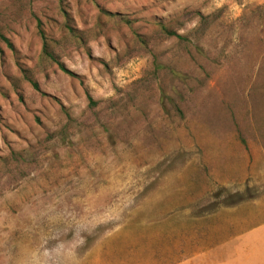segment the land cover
<instances>
[{"label": "rangeland", "instance_id": "374dc122", "mask_svg": "<svg viewBox=\"0 0 264 264\" xmlns=\"http://www.w3.org/2000/svg\"><path fill=\"white\" fill-rule=\"evenodd\" d=\"M0 28V264L181 262L264 196V0H0Z\"/></svg>", "mask_w": 264, "mask_h": 264}, {"label": "crops", "instance_id": "0c3cea01", "mask_svg": "<svg viewBox=\"0 0 264 264\" xmlns=\"http://www.w3.org/2000/svg\"><path fill=\"white\" fill-rule=\"evenodd\" d=\"M263 209L261 196L236 203L219 214H208L200 219L202 233L207 228L200 251L170 264H264Z\"/></svg>", "mask_w": 264, "mask_h": 264}, {"label": "trees", "instance_id": "16d2710c", "mask_svg": "<svg viewBox=\"0 0 264 264\" xmlns=\"http://www.w3.org/2000/svg\"><path fill=\"white\" fill-rule=\"evenodd\" d=\"M172 23H159V32L160 34L167 38V39H170V38H173V37H176L180 40H184L185 37L179 35L177 33V31L174 29V27L171 25ZM1 42L3 43H6L10 48H12V44L11 42L9 41V39H7L3 33H2V30L0 28V44ZM43 54L46 58H48L49 60H51L52 62L54 63H57L60 65V67L62 68V70L66 71V69L64 68V66L59 62L58 60V57L57 55L55 54V50H52V47H51V44L48 43L47 41L44 43V49H43ZM29 78V77H28ZM29 82L32 84V86L36 89V90H39V85L37 84V82L33 81L32 79H29ZM13 158L15 159L16 162H19V159L17 158V154H13L12 155Z\"/></svg>", "mask_w": 264, "mask_h": 264}]
</instances>
